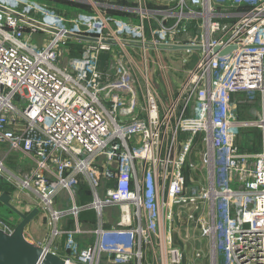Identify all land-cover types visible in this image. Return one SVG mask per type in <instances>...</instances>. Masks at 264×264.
<instances>
[{"label": "built area", "instance_id": "obj_1", "mask_svg": "<svg viewBox=\"0 0 264 264\" xmlns=\"http://www.w3.org/2000/svg\"><path fill=\"white\" fill-rule=\"evenodd\" d=\"M118 1L92 3L107 10ZM0 6L8 10L0 11V146L31 160L18 181L49 211L54 238H70L68 264H144L147 255L153 264H190L173 240L175 213L191 208L194 219L204 202L211 223L200 231L212 243V264H264V0H135L136 20L59 9L37 18ZM73 42L81 53L64 64ZM119 44L140 51L141 77L125 60L113 78L100 71L101 55ZM174 46L197 47L199 56L165 104L149 52ZM237 96L260 102L254 118L241 117ZM251 129L262 137L257 153L240 148ZM200 136L203 149L194 152ZM187 168L207 183L188 185ZM5 172L0 159V179ZM82 184L89 203L78 202ZM62 191L71 204L58 210ZM111 208L119 215L108 228ZM87 211L97 226L95 244L83 247L79 215ZM64 218L76 228L59 230Z\"/></svg>", "mask_w": 264, "mask_h": 264}, {"label": "crops", "instance_id": "obj_2", "mask_svg": "<svg viewBox=\"0 0 264 264\" xmlns=\"http://www.w3.org/2000/svg\"><path fill=\"white\" fill-rule=\"evenodd\" d=\"M63 1L67 4L65 8H61L58 6L56 7L60 11L64 10L63 12L67 14L73 15L74 13H78V12L88 13L89 10H93L90 6L87 7L83 5L84 4L83 2L81 3L80 1H75V0H63ZM95 1L102 5L107 4V0H95ZM150 6L152 8L159 7L153 4H150ZM96 7H99V6H96ZM135 7H136L135 0H121V1H118L117 4L115 5L113 4L112 8H108L107 10L103 9V10L108 11L110 14L117 16L119 18H122V19L126 18V19L136 20V17L133 14V9ZM99 9L100 11L95 10L94 8V13L103 12L102 7H99ZM224 11L230 14L236 13V9L234 8L225 7ZM201 21L202 20L200 18H196L195 21H193L192 33H195L196 23L197 22L201 23ZM147 35L149 36V33ZM78 47L80 48V50H77ZM81 50H82V45H80L79 43L73 42L70 45L69 50H68L72 52L71 53L72 56L70 58H73L74 56H79L81 53ZM167 51H170L172 54L178 53V52H187V53H191V52L197 53L198 52L197 50H191L190 52L183 51V50H174V51L167 50ZM102 55L100 57L101 60H102ZM179 55H182V56L180 57L177 56L178 60L176 61V65H177V68L180 69V73L178 72L179 70L175 68V66L173 67L170 64H169L170 66L169 72L171 73V71H173V73L170 75L163 74L162 72L159 71V69L157 70L155 67L153 71L151 72L152 73L151 78H152L153 84L155 85L156 89L159 88L156 85L157 79H159V81H162L166 85L165 91H166L167 101H169V99H171L175 95V92L178 90L177 88L187 78L189 71H191V69L193 68L192 66L191 68L188 69L187 66L189 62L187 61V58H185L186 56L183 54H179ZM192 56H195V55H192ZM159 68L161 69L163 67L159 65ZM174 69L177 72V77H175V79L171 77V75L175 76ZM167 70H168V67H167ZM170 79H172L173 81H171ZM157 90L159 91V89ZM236 99L241 101L242 97L237 96ZM253 107H255V110L251 112L253 115L251 114L249 115L252 117H247L248 115L245 116L242 113V106H241V109H240L241 117L254 118L255 116L254 111L259 112L261 110L260 102H257V104ZM257 135L258 137H260V147H259V150L257 151L259 152L261 148L262 137L259 134V132H257ZM197 139L198 141L194 149V152L195 151L198 152L203 149V145L201 143V136L197 137ZM241 151H248V150L244 149ZM10 157L12 161L6 165L8 172H5L2 175V178L0 179V193L6 192L8 194H11L13 204L19 210H22V212H24L25 214H28L34 208H37L39 210L40 208H38L37 206V200H36L35 193L30 191L29 189L27 190L24 189L18 181L19 178H24L25 175H27V173L31 171L32 166L28 163L25 164L24 162L26 160H29L31 162V160L29 159L28 156H26L21 151H12L7 146H0V159L6 162L8 161ZM194 160H196L195 155H193L190 161L192 162ZM197 161L200 164L199 158H197ZM185 172L188 178V185H192L194 183H200L202 185H205L207 183L206 175L203 172L197 171L198 172L197 173L196 171L194 172L191 170L189 171V168H187ZM77 198H78V202L82 204L89 203L92 200V194L85 184H82V189L79 191ZM70 204L71 202H70L68 194L62 191L60 193V196L57 198L54 208L61 210L63 208H68ZM202 205H203V209L200 211H196V213H194V219H190V217L188 216L189 212H191L192 210L191 208L178 207L175 213L176 214V217H175L176 224H175V228L173 231V240L176 246L182 249L184 256H186L185 257L186 262H189L190 264H212V259H213L212 243L208 239L203 238L201 236V231H200V223L205 222V221L211 223V216L208 211L210 207L208 203L206 202L202 203ZM7 211L11 212V210H9L6 206H4L0 202V223H2L0 224V227L5 228V226H7L10 228V230H13L15 226L20 222V219L15 213L13 214V216L8 217L6 215ZM93 215H94V218L92 217ZM118 215H119L118 209L111 208V209L106 210V220H107L106 225L108 228L111 227V225H113ZM91 218L94 219L95 222L90 221ZM79 224L81 225V228L86 233L78 234L77 241L80 242V244L83 247L95 244L94 242L95 237L93 234V231L95 230L97 226V217H96L95 211L81 212L79 215ZM58 226H59V230H62V231L71 230L72 231L76 228V223L74 219L64 218L62 219L61 223ZM54 230H55V226L49 223V211L47 209H44V210H40L36 218H34L28 224L26 232H25V236H26V239L29 240L30 242L41 245L44 248L45 247L49 248L50 251L57 254L61 258L66 257L68 256V253L70 252V247H71L70 238L64 232H62L61 236L54 238ZM197 254H199V256H197ZM152 263H153V258H152Z\"/></svg>", "mask_w": 264, "mask_h": 264}, {"label": "rangeland", "instance_id": "obj_3", "mask_svg": "<svg viewBox=\"0 0 264 264\" xmlns=\"http://www.w3.org/2000/svg\"><path fill=\"white\" fill-rule=\"evenodd\" d=\"M85 3L83 5L87 6V7H91L93 10H89L88 13L90 15H93L94 13V8L95 10L100 11L99 7H96L95 5H93L92 2H96L95 0H84ZM222 2H228V0H221ZM1 3H3L5 6H9L11 8H14L15 10H19V11H25L27 14L34 16V17H41L43 12L45 11H49V10H53L55 9L58 10V7L61 8H65V6H67V4L63 1V0H0ZM226 5V4H225ZM64 6V7H63ZM69 6V5H68ZM225 7L227 8L228 6H223L222 10L225 9ZM57 8V9H56ZM83 8V7H82ZM62 10V9H61ZM64 11V10H63ZM95 14V13H94ZM76 50V49H74ZM73 50V52H74ZM77 50H80V48L78 47ZM71 51H67L65 53V56L63 57V63L66 64L69 59H71L70 57L71 55ZM139 53L140 51L138 49H132L129 46H122L121 44L119 45H114L112 46V48L110 49V51H108L106 54L102 55V60L100 63V71L109 78H113L115 76V67L117 65V61L118 60H125L128 63V66L130 68V70L135 73L138 77H141V65H140V61H141V57H139ZM179 54H183L185 55L187 58V61L189 62L187 68H191L192 66L194 67V65L196 64L197 60L196 58H198V52L194 53H187V52H178V53H174L172 54L170 51H166V50H152L149 52V56H150V60H149V73H151L154 69V67L160 72H162L163 74H172L173 71H170V65H172L173 67L175 66V68L177 70H179L178 72L180 73V69L177 68L176 65V61L177 56H182ZM195 56H192V55ZM191 58H190V57ZM191 59V60H190ZM190 60V61H189ZM159 65L162 66L163 68H159ZM168 67V70H167ZM173 69V68H172ZM175 70V69H174ZM158 72V71H157ZM175 76L171 75V77L173 79H175V77H177V72L176 70L174 71ZM152 76V73H151ZM152 80V78H151ZM171 81H173L172 79H170ZM153 82V81H152ZM154 85V84H153ZM157 89H159L160 91V95H161V102L162 103H167V96H166V85L162 82L159 81V79H157V83H156ZM155 86V85H154ZM156 88V87H155ZM242 113L247 117H252L249 116L250 114L253 115L251 112L253 110H255V106L257 103L255 102H249L248 99L245 98V96H242ZM243 140L240 144V148L241 149H246L248 150V152L250 153H256L259 150L260 147V137H258L257 135V131H254L253 129L251 130H247L244 132L243 134ZM11 157L8 159V161L5 162V165L9 164L11 162ZM25 164L28 163L32 166L31 162L29 160L24 161ZM31 169V168H30ZM27 170V169H26ZM14 212L11 210V212L6 213V215L8 217L13 216ZM7 217V219H8ZM94 218V215L92 216ZM90 221L95 222L94 219H90ZM2 224V223H0ZM146 260L144 262V264H153L152 263V257L147 255L146 256ZM150 258V259H149ZM103 264H118L113 262V260H108V259H104V263Z\"/></svg>", "mask_w": 264, "mask_h": 264}, {"label": "water", "instance_id": "obj_4", "mask_svg": "<svg viewBox=\"0 0 264 264\" xmlns=\"http://www.w3.org/2000/svg\"><path fill=\"white\" fill-rule=\"evenodd\" d=\"M0 11L6 12L8 10L0 6ZM27 21L34 23L31 20ZM78 39L98 42L96 38L92 37H78ZM107 43L113 44V41L108 40ZM170 50H183L190 52L191 50H197V47L174 46ZM232 50H234V47L224 49L216 48L215 52L224 56ZM0 202L9 210H12L20 219V222L15 226L11 233L6 232L0 227V264H68L66 259L51 252L49 248H44L41 245L32 243L26 239L25 232L27 226L34 218H36L40 210L34 208L31 212L25 214L13 204L12 195L6 192L0 193Z\"/></svg>", "mask_w": 264, "mask_h": 264}]
</instances>
